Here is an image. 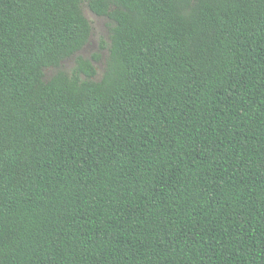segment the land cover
Masks as SVG:
<instances>
[{
  "label": "trees",
  "instance_id": "trees-1",
  "mask_svg": "<svg viewBox=\"0 0 264 264\" xmlns=\"http://www.w3.org/2000/svg\"><path fill=\"white\" fill-rule=\"evenodd\" d=\"M0 264H264V0H0Z\"/></svg>",
  "mask_w": 264,
  "mask_h": 264
},
{
  "label": "rangeland",
  "instance_id": "rangeland-1",
  "mask_svg": "<svg viewBox=\"0 0 264 264\" xmlns=\"http://www.w3.org/2000/svg\"><path fill=\"white\" fill-rule=\"evenodd\" d=\"M82 12L85 18L89 21L91 26V35L86 46L78 52L76 55L66 59L62 62L61 67L58 70L64 71L66 73H71L75 66V59L77 56H81L84 59L92 61L96 75L94 80H99L102 76L105 61L108 56L109 47V35L111 23L107 18L98 17L94 15L86 6L82 5ZM98 55V61H93V56ZM58 70L54 68L44 69V80L50 79Z\"/></svg>",
  "mask_w": 264,
  "mask_h": 264
}]
</instances>
